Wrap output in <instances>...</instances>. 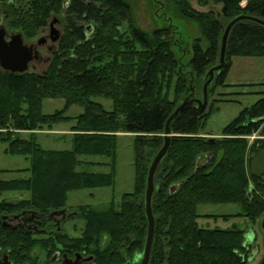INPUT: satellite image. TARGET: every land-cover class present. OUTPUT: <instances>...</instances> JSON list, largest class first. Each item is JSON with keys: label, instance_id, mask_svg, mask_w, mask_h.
<instances>
[{"label": "trees", "instance_id": "16d2710c", "mask_svg": "<svg viewBox=\"0 0 264 264\" xmlns=\"http://www.w3.org/2000/svg\"><path fill=\"white\" fill-rule=\"evenodd\" d=\"M207 6L208 0H194ZM183 19L197 25L200 36L191 51L175 39L169 25L151 32L135 24L127 0H0V24L24 40L37 36L51 16L63 22V33L51 64L42 73H10L0 68V143L5 155L28 160L25 169L0 173L28 174L27 178L0 180L5 192L27 193L28 198L0 201V214L22 210L50 212L66 206L68 194L114 185L118 134H133V186L116 207H78L84 222L80 241L90 246L104 242L105 252L116 250V260L135 257L145 245L147 217L145 190L153 158L165 143L169 117L188 103L168 123L169 148L154 174L151 211L154 235L149 264H245L249 251L245 231L205 229L201 217L228 221L234 217L256 220L264 212V180L248 177L247 154L264 150V97L243 108L224 126L220 138L201 136L214 101L201 110L195 102L203 95L208 71L219 62L222 36L234 23L225 46V64L208 85V95L226 83L232 58H264V0H212L220 13L199 12L189 0H171ZM242 5V3H244ZM258 19V20H256ZM191 56L184 59V55ZM243 86V85H239ZM45 99L63 101L61 109L42 113ZM96 99L111 102L107 110ZM71 106L82 108L67 116ZM73 123L70 149L46 150L34 133L43 127ZM28 133L23 138L21 134ZM259 139L250 146L248 138ZM101 157L108 163L86 161ZM204 161L200 163L199 161ZM80 166L108 168V172L78 171ZM171 191V188L176 186ZM235 204L233 216H200L199 205ZM12 254L23 243L25 260H31L33 238L22 232L0 231ZM102 248V247H99Z\"/></svg>", "mask_w": 264, "mask_h": 264}, {"label": "rangeland", "instance_id": "374dc122", "mask_svg": "<svg viewBox=\"0 0 264 264\" xmlns=\"http://www.w3.org/2000/svg\"><path fill=\"white\" fill-rule=\"evenodd\" d=\"M127 1L131 6L133 18L138 27L144 31L151 32L154 28L169 25L176 33L174 35L175 39L182 41V47H186L191 51L193 39L200 36L199 29L195 23L187 21L178 15L171 0ZM189 2L191 6L199 12L213 11L215 13H220L222 9L221 5L214 4L212 0H208L207 6H199L194 0H189ZM244 4L245 2L242 3V5ZM52 18H56L60 21V29H62V20L59 17L51 16L48 21ZM41 35V30H39L36 37L30 40H24V43H36ZM40 52L43 55L44 50L40 49ZM191 55V52H188L187 55H184V59H187ZM232 62L233 67L226 78V83H235L237 86L228 88L219 87L214 95H207L206 107H208L213 101L214 105L211 107L212 112L204 129L201 131L200 135L203 137L210 139L220 138L222 128L233 120L243 108L251 106L259 98L264 97V58L234 57L232 58ZM46 69L47 66L42 64L35 70V72L42 73ZM202 97L203 95L201 93L197 94L198 99L202 100ZM96 100L100 102L105 109H111L110 101L105 99ZM62 106V100L45 99L42 103V113L52 114L56 110L61 109ZM81 112L82 108L71 106L66 115L69 117H75ZM72 125L73 123H59L53 125L51 128L43 127L41 131L34 133L35 140L46 150L70 149L71 135L69 129ZM21 135L23 138L29 137L28 133H23ZM118 135L114 185L111 188L70 192L65 206L67 211L76 210L79 205H89L92 208L102 209L113 203L116 207V204L120 201L121 195L132 191L134 178V135L124 133ZM255 139H259L257 134L248 138L250 146L255 142ZM5 147L6 145L0 143V170L25 169L30 166L29 161L25 160L23 157L5 155L3 152ZM256 147H258V145H256ZM255 148L247 154L245 170L248 177L255 175L264 180V150H259L257 152ZM82 159L103 164L109 162L108 159L101 157H82ZM203 161L204 160L201 159L199 162L202 163ZM77 170L87 172H108V168L102 166H80ZM27 177L28 174L0 173V180ZM25 198H28V194L25 192H5L0 196V201H17ZM197 213L200 216H233L241 213V207L235 204L199 205L197 207ZM197 223L200 228L205 229H228L234 225L244 230H247L248 227L253 229V226H249V221L242 216L230 218L228 221L201 217L198 219ZM254 230L256 231V229ZM247 240H250V238L248 237ZM139 254L143 255V250L137 255L139 256Z\"/></svg>", "mask_w": 264, "mask_h": 264}, {"label": "flooded vegetation", "instance_id": "af4514ba", "mask_svg": "<svg viewBox=\"0 0 264 264\" xmlns=\"http://www.w3.org/2000/svg\"><path fill=\"white\" fill-rule=\"evenodd\" d=\"M53 19V18H52ZM50 19L44 28L41 29V37L36 43H28L33 47L37 58L33 59L28 65V71H35L40 65L47 67L57 51V44L60 40L52 43L50 41ZM61 23L58 20L52 28L60 29ZM44 30V31H43ZM46 30V33H45ZM8 32V31H7ZM11 33L8 32V35ZM40 39L42 40L40 43ZM44 50V53L40 52ZM83 206V205H79ZM77 206V209L78 207ZM67 211V208H60L50 212H40L31 210H22L18 213L0 214V231L3 237H6L8 230L22 232L33 238V251L31 260L26 259V253L23 251L25 244L18 243V249L12 254V251L5 248L4 241L0 244V264H140L142 254L136 255L131 259H124L122 263L116 260V250L105 252L104 242L89 245L87 242L80 241L84 228V222L79 216L78 210ZM244 217V216H242ZM249 221V227L245 231V246L249 251V257L245 264H264V212L256 219ZM242 229V228H241ZM256 229V231L254 230ZM250 240H247V238ZM102 247V248H99ZM106 248V247H105ZM149 264V262H148Z\"/></svg>", "mask_w": 264, "mask_h": 264}, {"label": "water", "instance_id": "95a60500", "mask_svg": "<svg viewBox=\"0 0 264 264\" xmlns=\"http://www.w3.org/2000/svg\"><path fill=\"white\" fill-rule=\"evenodd\" d=\"M245 17H239L234 20H232L225 28L223 36H222V45L220 49V57H219V63L212 67L208 71L209 79L206 81V83L203 85V97L202 100L195 99V102L199 105L201 110H204L207 105V88L208 85H210L213 81L214 74L218 73L220 70H222L224 64H225V46H226V40L229 34V31L232 27V25L239 20H242ZM258 20V19H256ZM262 24H264L263 21L258 20ZM58 23V19L53 18L49 22L50 26V41L52 43H55L60 38V32L56 28H52L54 24ZM44 40L40 39L39 43ZM37 58L36 52L33 51V47L27 45L24 43V38L20 33H13L8 35L7 30L3 25H0V68L3 71L10 72V73H17V74H23L28 72V65L29 63ZM190 102L184 101L181 103L180 106L176 108V110L173 112V114L169 117L168 123L174 119L175 116L178 115L180 111L183 110V108ZM168 123L166 125L165 129V143L161 147V149L157 152L155 157L152 160V163L149 167L148 176H147V186L145 190V214L147 217V235L145 239V245L143 248V255H142V261L140 264H148L150 252H151V246L153 242V235H154V219L151 211V198L154 192V174L156 171V168L158 166V163L164 158L166 155L169 143H170V130L168 127ZM177 185L171 188V191L176 189ZM263 193H264V184H263Z\"/></svg>", "mask_w": 264, "mask_h": 264}, {"label": "crops", "instance_id": "0c3cea01", "mask_svg": "<svg viewBox=\"0 0 264 264\" xmlns=\"http://www.w3.org/2000/svg\"><path fill=\"white\" fill-rule=\"evenodd\" d=\"M232 67H233V62H232V64H231V68H230V70H229V72H228V75L230 74V71H231ZM228 75H227V77H228ZM229 85L237 86L235 83H231V84H229Z\"/></svg>", "mask_w": 264, "mask_h": 264}]
</instances>
